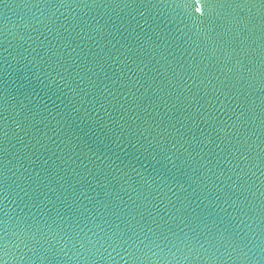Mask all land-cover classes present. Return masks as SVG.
Here are the masks:
<instances>
[{"label": "water", "instance_id": "water-1", "mask_svg": "<svg viewBox=\"0 0 264 264\" xmlns=\"http://www.w3.org/2000/svg\"><path fill=\"white\" fill-rule=\"evenodd\" d=\"M0 264H264V0H0Z\"/></svg>", "mask_w": 264, "mask_h": 264}]
</instances>
